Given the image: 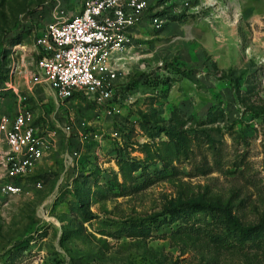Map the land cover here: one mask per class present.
Returning a JSON list of instances; mask_svg holds the SVG:
<instances>
[{"label": "rangeland", "instance_id": "1", "mask_svg": "<svg viewBox=\"0 0 264 264\" xmlns=\"http://www.w3.org/2000/svg\"><path fill=\"white\" fill-rule=\"evenodd\" d=\"M51 1L0 0V115L26 109L50 135L24 192L0 193V264H264L168 214L200 201L264 223V0H158L167 22L137 30L102 103L29 82Z\"/></svg>", "mask_w": 264, "mask_h": 264}, {"label": "built area", "instance_id": "2", "mask_svg": "<svg viewBox=\"0 0 264 264\" xmlns=\"http://www.w3.org/2000/svg\"><path fill=\"white\" fill-rule=\"evenodd\" d=\"M157 1L82 0L68 12L63 0H52L50 20L35 39L37 58L29 82L46 85L59 100L75 93L99 103L112 99L119 62L133 48L137 27L159 30L168 20L158 12ZM0 135V193L18 195L25 187L17 181L47 153L49 133L41 132L32 112L18 108L12 117L0 115Z\"/></svg>", "mask_w": 264, "mask_h": 264}, {"label": "trees", "instance_id": "3", "mask_svg": "<svg viewBox=\"0 0 264 264\" xmlns=\"http://www.w3.org/2000/svg\"><path fill=\"white\" fill-rule=\"evenodd\" d=\"M171 17V18H176ZM233 91L239 94L237 78H230ZM79 95L73 94L71 97ZM67 98V99H69ZM170 138L169 146L174 155L187 157L189 155L190 137L184 131H167ZM160 157V156H158ZM162 159V157H160ZM162 161L165 162L164 159ZM130 164H126V168ZM130 179V178H128ZM203 211L202 221L195 220V215ZM170 220L185 222L183 229L192 230L195 234L205 235L212 243L227 249L248 246L264 254V223L244 224L238 217L231 215L228 210L222 209L214 204L204 202L186 201L168 209ZM198 222V225H197Z\"/></svg>", "mask_w": 264, "mask_h": 264}, {"label": "crops", "instance_id": "4", "mask_svg": "<svg viewBox=\"0 0 264 264\" xmlns=\"http://www.w3.org/2000/svg\"><path fill=\"white\" fill-rule=\"evenodd\" d=\"M144 25H140L139 27H137V29L135 30V33L137 32V30H139L140 28L142 29ZM52 91V90H51ZM53 92V91H52Z\"/></svg>", "mask_w": 264, "mask_h": 264}]
</instances>
